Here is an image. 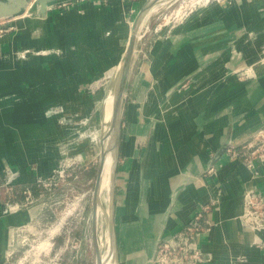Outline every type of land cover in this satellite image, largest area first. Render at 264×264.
Wrapping results in <instances>:
<instances>
[{
    "label": "crops",
    "instance_id": "obj_1",
    "mask_svg": "<svg viewBox=\"0 0 264 264\" xmlns=\"http://www.w3.org/2000/svg\"><path fill=\"white\" fill-rule=\"evenodd\" d=\"M86 7L84 13L19 19L16 32L0 37V174L16 168L20 184H34L58 168L60 145L69 139L64 117L83 116L102 131L108 93L90 95L82 88L101 67L121 62L125 26L117 22L126 6ZM235 7L228 0L217 8L225 10V25H233ZM217 9L156 40L150 62H137L138 43L122 111L129 132L121 133L114 181L116 264H151L157 241L209 203L211 229L199 241L211 257L207 264H243L242 256L244 264H264V232L251 233L240 221L248 192L264 193V161L255 159L249 168L222 152L226 145L235 150L249 143L264 128V63L258 62L264 21L250 23L264 19V1L254 0L237 18L246 32L203 31L202 23H217ZM47 51H64L66 58L45 56ZM17 55L25 60L10 65ZM119 186L121 205L115 203ZM26 216L17 213L16 224ZM9 231L3 221L0 264Z\"/></svg>",
    "mask_w": 264,
    "mask_h": 264
},
{
    "label": "rangeland",
    "instance_id": "obj_2",
    "mask_svg": "<svg viewBox=\"0 0 264 264\" xmlns=\"http://www.w3.org/2000/svg\"><path fill=\"white\" fill-rule=\"evenodd\" d=\"M145 1L64 0L53 4L48 13L60 11L63 14L73 10H80L84 13L85 9H87L86 5L107 11L112 6L121 7L123 4L124 7L126 6L125 11L117 24L120 27L125 26L123 29L124 35L125 31H127L126 29L131 28L133 20ZM227 1L167 0L164 5L158 6L159 8L157 7L158 9L149 15L142 28V37L139 40L140 53L138 54L137 62H150L151 56L149 50L153 47L156 40L169 37L175 32L187 29L193 20H202L207 12L215 10L218 7H223ZM240 1H243V3ZM253 1L234 0V6L236 7L234 8L235 13H233V16H235L233 25H225L223 22L226 14L225 10L217 9L218 13L213 14L216 17L217 23L213 26L202 23V30L209 31V28L212 27L217 31L246 32V27L237 18L243 13L244 7H249ZM79 5L82 6L80 9H78ZM36 6L37 2L33 0L21 14L0 20V37L7 33L16 32L19 21L29 19L31 16L37 14L38 7L36 9ZM248 19L249 17H247V21ZM263 21L264 19L261 21L252 19L250 23L256 22V24H259ZM19 26L21 27V24ZM263 31L264 28L262 27L260 32ZM123 41L122 44L124 43V45L122 49L125 46V42ZM63 53L65 56L64 51ZM49 55L63 58L60 52L55 54L47 51L45 56ZM22 60H25L23 55H17L15 62L10 61V65L16 64L15 66L17 67ZM262 61L264 63V56L258 62ZM117 64L110 69L108 67H101V74L96 76V78H92L88 83L86 82L82 90L87 91L90 95H95L103 90L107 94L112 87V81L118 68ZM82 117L73 114L63 118L62 125L67 126V129H69V139L61 143V149L58 152L59 160H56L58 168L48 177L40 179L34 184H20L18 183L20 177L18 169L9 167L0 174V224L5 221L10 226L9 247L5 250L4 261L1 264H96L92 240L91 202L98 170L100 135L102 131H100L99 127H95L94 121L91 122V119ZM128 132L129 126L126 121L122 120L121 133L126 136ZM95 137L97 140H95ZM249 144L252 145L250 146L252 148H248ZM245 145L249 150L247 153L249 156L254 152V156H252L254 160L262 159L264 161V128H260L253 135L249 143ZM241 147L235 148V150ZM228 149L233 148L228 146ZM244 150L240 149L239 151H243V153H237L234 156L245 163ZM85 151L90 153L89 157L87 156L88 159L84 156L86 155ZM123 160L124 158L122 157L121 161ZM66 163L69 167L65 166ZM37 168V165L32 166L33 170ZM62 169L65 170L64 178L60 176ZM36 175L37 173L34 177ZM121 191H123V186H119L117 196L115 193V203L118 200V204L120 205L124 202V196L120 194ZM252 191L263 193L258 189L249 192ZM106 194L107 192L104 191L101 195L102 207L99 217V237L103 253L107 249L106 243L108 242L107 210L109 202L108 194ZM246 199L245 197L244 207L247 202ZM208 205L210 208L212 207L211 203ZM118 209L117 217L119 220L122 210ZM19 212L26 213L27 216L25 222H21L20 220V224H16L19 223L16 219ZM243 212L240 216V221L244 225L245 230L251 233L264 232V224L262 225L263 227H260L255 224L248 225L247 222L244 223L242 218ZM251 226L257 229H251L253 228ZM207 227L206 233L211 229V224ZM257 245L261 244L257 243ZM261 248L264 249L262 246ZM201 252L205 260L203 264L209 263L211 260L209 253H205L203 250ZM238 260L243 264L247 261L244 256L239 257ZM155 261L156 250L152 264H155Z\"/></svg>",
    "mask_w": 264,
    "mask_h": 264
},
{
    "label": "water",
    "instance_id": "obj_3",
    "mask_svg": "<svg viewBox=\"0 0 264 264\" xmlns=\"http://www.w3.org/2000/svg\"><path fill=\"white\" fill-rule=\"evenodd\" d=\"M64 0H36L38 5L37 16L45 18L48 14L50 7L53 4L60 3ZM33 0H0V20L8 19L20 14L25 10ZM167 0H146L138 11L135 19L133 20L130 32V38L127 43L126 50L122 56L120 68L115 73L112 86L115 88L114 99L111 111V118L109 121V130L100 135V155L98 170L95 179L94 191L91 202V215H92V240L95 249L96 264H104V253L101 250L100 237H99V217L101 212V195L102 184L105 173L106 154L110 153L112 157V176H111V189L108 192V210H107V247L115 256V207H114V181L117 170L120 138H121V124H122V111L125 91L128 83L129 74L131 72L133 62L136 58L137 46L141 38L142 28L151 14L153 8L163 5ZM116 76V79H115ZM111 89V88H110ZM110 91V90H109ZM109 93V92H108ZM108 96V95H107ZM104 129V124L102 132ZM101 132V134H102ZM110 139L109 148L105 149V141ZM229 145H226L222 152L228 149ZM160 239L157 241V245ZM156 245V246H157ZM152 264V263H151Z\"/></svg>",
    "mask_w": 264,
    "mask_h": 264
},
{
    "label": "built area",
    "instance_id": "obj_4",
    "mask_svg": "<svg viewBox=\"0 0 264 264\" xmlns=\"http://www.w3.org/2000/svg\"><path fill=\"white\" fill-rule=\"evenodd\" d=\"M142 37V36H141ZM95 140L97 138L95 137ZM248 148H252L248 145ZM248 148L243 145L240 149L244 150L245 164L249 168H253L254 152L248 153ZM227 149L231 155H237V153H243V151ZM240 157V155H238ZM67 162V161H66ZM67 167L69 165L66 163ZM60 176L64 178L65 170L60 171ZM246 205L243 212L244 223L248 225L255 224L263 227L264 224V193L257 191L249 192L246 196ZM212 210V207L208 204L203 205L195 211L191 219L187 224L178 232L173 235L163 238L159 241L156 249V261L155 264H203L205 262L202 252L199 248V241L208 229L210 225L208 220V214ZM244 226V225H243ZM247 226V224H245ZM253 227V226H251ZM257 229V228H251ZM263 229V228H262Z\"/></svg>",
    "mask_w": 264,
    "mask_h": 264
},
{
    "label": "bare ground",
    "instance_id": "obj_5",
    "mask_svg": "<svg viewBox=\"0 0 264 264\" xmlns=\"http://www.w3.org/2000/svg\"><path fill=\"white\" fill-rule=\"evenodd\" d=\"M37 7H38V5L36 6V9H37ZM157 7L153 8V10L150 13L156 11L159 8V7L158 8ZM30 18L32 20H34V19H38V20L44 19V18L38 17L37 14L31 16ZM126 30L127 31H125V33H124V35H125V46L121 50L122 56H123V54H124V52L126 50L127 43H128L129 38H130L131 28L129 27ZM62 57H63V59L66 58V56H64V53H63V56ZM120 64H121V62L118 63L117 71L120 68ZM117 71H116V75H117ZM115 79H116V76H115ZM114 91H115V88L112 86L111 89H110V91H109V93H108V96L106 98L105 104H104V112H105L104 113V129H103V132L101 134V137H102L103 134H105L109 130V125L108 124H109V121H110V118H111V111H112V105H113V99H114ZM109 141H110V139H107L105 141V143H104L105 149L110 147ZM108 145H109V147H108ZM99 155H100V152H99ZM112 163H113V161H112L111 154L110 153H107L106 154L105 173H104L103 184H102V192L106 191L107 194H108V192L111 189V176H112L111 175L112 174V167L111 166H112ZM103 258H104V264H116L117 263L116 260H115L114 254H112V252L110 250H108V247H107V249H106V251H105V253L103 255Z\"/></svg>",
    "mask_w": 264,
    "mask_h": 264
}]
</instances>
